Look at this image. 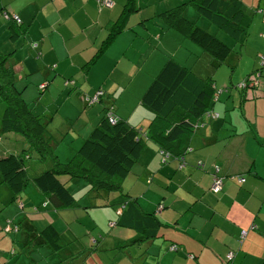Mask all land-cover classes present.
<instances>
[{
	"label": "crops",
	"instance_id": "obj_1",
	"mask_svg": "<svg viewBox=\"0 0 264 264\" xmlns=\"http://www.w3.org/2000/svg\"><path fill=\"white\" fill-rule=\"evenodd\" d=\"M112 1L113 8L102 9L95 0H2L1 4L19 15L26 29L25 36L14 42L22 44L17 49L20 59L15 60L18 76L26 77L32 87L50 82L46 93L50 97L57 90L68 91L64 86L67 79L75 80L80 91L88 95L103 90V101L115 106L120 121L144 130L153 115L142 106V97L169 58L173 57L202 78H213L216 69L214 61L189 39L164 30L162 24L152 23L160 22L159 16L179 6V1L144 0L147 8H151L144 17L142 0H136L138 12L130 16L128 29L86 72L84 65L96 55L110 25L128 3V0ZM241 1L252 10H264V0ZM256 15L259 18L256 21L254 15L252 26L258 43L254 49L259 55L264 54V15ZM187 16L196 14L191 11ZM149 33L156 36V47L150 44ZM33 43L42 52L40 59L31 49ZM174 47L177 52L173 51ZM180 49L185 50L186 58L179 56ZM194 56L206 60L204 72L190 66ZM252 68L254 71L256 66ZM242 78L243 75L231 81L238 85ZM238 92L245 121L237 112L225 110L227 114H220L214 121L206 120L191 137L193 152L186 156L184 169L178 170V162L174 160L163 164L155 155L149 164L144 160L140 175L127 183L136 189L135 193L126 195L136 200L144 213L154 214L161 205L164 208L156 214L164 227L154 242H144L145 246L138 243L126 249L124 245L129 240L125 239L133 236L131 232L138 233L110 226L121 217L124 211L120 209L129 198L115 204L107 201L109 195L98 193V198L80 199L83 208L56 211L50 204L45 206L47 199L36 186H30L25 192V208L21 210L12 203L11 192L0 181V264H29L22 246L33 235L32 231L42 230L47 223L57 229L66 243L76 245L74 252H63L64 259L70 258L66 264H86L89 258L94 264H223L229 251L236 253L235 264H264V85L260 86L258 96ZM75 107L83 109L80 100L65 109L79 113ZM92 112L97 114L95 121L102 120L99 109ZM63 114L72 117L65 111ZM91 118L81 119L63 134L67 140L60 150L62 158L71 157L81 147L86 139L82 135L92 129L87 130ZM80 123L86 127L79 129ZM199 161L204 163V171L197 169ZM214 167H219L225 177L223 191L217 193L211 189ZM137 178L144 183L136 181ZM242 178L245 182L239 183ZM86 186L83 182L71 183L70 189L79 199L86 193ZM8 219L19 223L20 232L12 235L4 232ZM252 226L256 229L249 231ZM109 228L114 229L108 232ZM243 230L249 233L244 243L239 244ZM106 231L115 233L111 239L118 241H107L100 236ZM158 240L161 241L156 244ZM172 245L178 246L177 252H171ZM56 257L52 253L49 264H57Z\"/></svg>",
	"mask_w": 264,
	"mask_h": 264
},
{
	"label": "trees",
	"instance_id": "obj_2",
	"mask_svg": "<svg viewBox=\"0 0 264 264\" xmlns=\"http://www.w3.org/2000/svg\"><path fill=\"white\" fill-rule=\"evenodd\" d=\"M95 1L101 9L105 8ZM1 2L0 16L6 23H0V27H5L10 35L7 42L18 48L17 42H14L25 36L26 29L19 15L3 7ZM188 7L195 8L199 18L209 22V28H203L196 20L187 18L185 12ZM258 10L248 8L241 0H189L162 14V18L169 29L179 32L198 46L205 56H210L216 70L224 65L234 70L235 66L229 65L228 60L233 52L240 60L241 51L250 36L252 15L258 14ZM137 12L136 0H128L119 18L110 25L107 38L96 55L84 65L86 72L106 53L117 37L128 29L130 16ZM212 26L216 27V34L210 32ZM226 36L236 44L239 51L225 42ZM31 49L39 51V46L33 43ZM15 52L16 49L5 54L0 50V103L6 106L0 123V181L11 192L12 203L21 210L25 208V192L30 186H36L47 199L45 206L50 204L56 211L73 210L83 208L80 199L85 197L93 199L98 198L100 193L121 191L123 181L130 175H140L144 160L149 164L155 155L163 164L177 161L178 170H182L187 165L186 156L193 152L191 137L206 124V120L219 119L210 115L224 91L219 89L212 77L198 76L173 57L167 60L142 97V106L153 115L144 130L127 121H120L115 106L103 101V90L93 95L85 94L72 79L64 82L68 91L60 92L61 97H64L61 112L56 115L51 114V111L41 113L37 101H49L51 97L46 93L50 90V82L32 87L26 77L23 79L18 76ZM263 56L259 54L260 62ZM263 70L264 65L261 64L258 70L248 74L241 91L252 96V91L257 90L256 80ZM249 84H252V90H249ZM44 92L45 95L41 97L40 93ZM98 93H102L98 100H91ZM78 100L83 105L81 110L75 107L79 113L72 114L65 109L75 105ZM99 106H102V110ZM95 109H99L102 115L99 122L95 121L97 114L92 112ZM63 111L72 114V117H65ZM89 116L92 117V124L87 130L92 129L82 135L86 139L81 147L73 151L71 157L62 158L60 150L67 140V135L63 134ZM28 161H35L38 166L33 175L30 174L34 170L33 163L27 165ZM204 168V163L199 161L197 169L204 171ZM214 169L212 186L219 176L225 180L221 169L219 173ZM242 180L245 182L242 178L238 180L239 183H243ZM78 182L87 185L86 193L79 199L78 194L70 189L71 183ZM162 210L146 214L136 200L129 198L120 209V212L124 211L121 217L110 223V226L134 230L141 236L127 242L124 245L126 249L138 243H152L158 238L160 228L164 227L156 215ZM15 223L8 219L4 232L9 235L20 232L19 223ZM43 227L42 230L32 231L33 235H29L22 246V251L26 249L28 262L32 260L29 257L31 252L49 247L53 254H61L57 264H66L70 258L64 259L63 252H74L72 250L76 245L74 242L66 243L53 225ZM254 229L256 226H252L249 231ZM244 231L247 234L242 236ZM249 231H241L239 244L244 243ZM170 250L177 252L178 246L172 245ZM230 253L231 259L228 257ZM235 258V251H229L223 264H235Z\"/></svg>",
	"mask_w": 264,
	"mask_h": 264
},
{
	"label": "rangeland",
	"instance_id": "obj_3",
	"mask_svg": "<svg viewBox=\"0 0 264 264\" xmlns=\"http://www.w3.org/2000/svg\"><path fill=\"white\" fill-rule=\"evenodd\" d=\"M177 1L180 2V4H179V6H180L181 4L186 3L189 0H177ZM141 5L143 6L144 17H146L147 11H150L151 8H147L146 2L144 0L141 1ZM191 11H192V13L196 14V16L188 17L187 14H188V12H191ZM258 14H262V13L258 12ZM185 15L190 20H196L197 21V19H198L197 22H198L199 26H201L203 28H209V22L207 20H205L204 18L200 19L195 8L188 7L186 12H185ZM262 15H264V14H262ZM255 16H257V15H255ZM253 17H254V15H252V18ZM258 18H259V15L256 17V21L258 20ZM159 20L161 23L160 22H153V21H152V23L162 24L164 30L166 29L168 31H173L177 36L182 35L177 31L169 29L166 22L164 21V19L161 16H159ZM0 23H3L1 18H0ZM4 23H6V22H4ZM210 32L213 34H216V27L212 26L210 29ZM249 32H250V36L248 38V42L246 43V46L241 51L240 60L237 59V55L235 54V52H233V54L230 56V58L228 60L229 65L235 66V69L231 70V68L228 65H224L221 68L216 70L214 77H213V79L215 80L219 89L224 91V94L221 97V101L216 103L212 112L217 113L219 115L220 114L221 115L227 114L225 112V110H227L228 113L237 112V115L239 117H241L243 121H245V120H244L243 109L240 106V99H239L240 94L238 91L242 90V84L246 78L245 74L248 75L251 71H253L252 66H256L254 71L258 70L261 67V62H260V58L258 57L259 56L258 52H256V49H254V47L258 46L257 41L254 39V26H252V25L250 26ZM9 36L10 35L8 34V32L3 30V26L0 27V50L2 53L10 54V51H13L14 49H16V52L14 55V60H19L20 59V55H19L20 50L17 51V49L22 47V44L17 43L16 47H18V48H15L12 43L7 42V37H9ZM149 40L151 41L150 44L152 45V47L157 46L158 42H157V38L155 35L149 33ZM224 40H225V42H227V44L230 47H233V49L235 51H239V49L235 47L236 44L228 36L224 37ZM196 47H198V46H196ZM184 49L186 50L185 47H184ZM184 49H180V51L178 53L179 56L182 58H186V57H184V54H185ZM173 51L177 52L176 47L173 48ZM36 52H37L36 53L37 58L40 59V57L42 56V52L41 51H36ZM158 52L161 54L163 53L162 50H160ZM256 55H258V56H256ZM208 57H210V56H208ZM189 62H190L189 64H191L190 66L193 68V70H195V71L200 70V71L204 72L203 70L206 66V60L205 59H201V58L194 56L192 58V60H190ZM138 72H141V70H138ZM27 74L28 73H25L24 75H27ZM133 74H135V73H133ZM242 75H243V78L241 79V83H239L238 85L236 84V81L235 82L233 80L231 81V78H234L235 80H237ZM256 83H257V90L252 91L253 92L252 96H254V95L258 96V93L260 92V86L264 85V70L262 71V74H260V77L256 80ZM223 84H226V85L224 86ZM232 84H234V86ZM249 85H250L249 90H252L251 89L252 84H249ZM40 95H41V97H43L45 95V92L40 93ZM63 99H64V97H61L60 90H57L56 96L51 97L49 99V101H43L42 103L37 101V103H39V110L38 111L41 113L51 111L52 112L51 114H54V113H55L54 115H56L57 113L59 114L61 112V109H62L61 107L63 104ZM250 106H251V104H249V108H250ZM5 108H6V106L4 104L0 103V123H1L4 111H5ZM99 108L102 110V106H99ZM85 127H86V124H84V125L82 124V126H81V123H80L79 129H82ZM31 163H33L32 165L34 166V170L32 172H30V174L33 175L34 172L37 171L38 166H36L37 164L35 161L34 162L28 161L27 165H29ZM132 179H133V176L130 175L128 178H126L123 181L121 191L111 192V193H103V194L110 196V198L107 201L110 200L113 203L115 202V204L127 201L126 194H128L130 192L135 193V189H136L135 186H133L131 188L129 186H127V183L132 181ZM125 181H127V182L125 183ZM136 181H138L140 183H144L142 180H140L138 178ZM145 185H146V183H145ZM138 187H140V184H138ZM105 200H106V197H104V201ZM104 201H102V202L103 203L107 202V201L106 202H104ZM97 202H99V201H97ZM47 225H48V223L46 225H44V227ZM113 229L114 228H109V229H107V231L109 232V231H112ZM107 231L101 233L100 236H102L104 239H107V241H108L109 239L112 238L113 235H115V233L107 234ZM131 233H133V236L129 237L128 239H125V240H129L132 242V241L136 240L137 238L138 239L141 238L138 234H135L134 232H131ZM94 236H96L97 239L100 238V237H97V235H94ZM69 240L72 241L71 239H69ZM114 240L118 241V239H115V238L111 239L112 242ZM65 241H66V239H65ZM160 241L161 240L156 241V244H158ZM145 245H146V243H143V246H145ZM132 246H134V245H132ZM47 248H49V247H44L43 249L38 250L34 253L31 252L32 253V260H29V263L30 264H34V263L35 264H49V260L52 256L53 250L51 248H50V250H47ZM60 257H61V254H57V257H56L57 262H60V259H61ZM86 264H94V260L92 258H89L88 261L86 262Z\"/></svg>",
	"mask_w": 264,
	"mask_h": 264
},
{
	"label": "built area",
	"instance_id": "obj_4",
	"mask_svg": "<svg viewBox=\"0 0 264 264\" xmlns=\"http://www.w3.org/2000/svg\"><path fill=\"white\" fill-rule=\"evenodd\" d=\"M98 2H100L101 4H102V6L103 7H105V8H113L114 7V5H115V3H114V1H112V0H97ZM258 12L259 13H262V14H264L263 12H264V10H258ZM261 64L262 65H264V56L261 58ZM244 87V83L242 84V88ZM102 93H98L97 95H95V97L93 98V99H91V100H93V101H95V100H98V98H99V96L101 95ZM210 116H212L213 118H219V114H217V113H213L212 115H210ZM216 168V172L217 173H219V171H220V169H219V167H215ZM224 179L221 177V176H219V177H217L216 178V180H215V182H214V184H213V186H212V191L213 192H220L221 190H222V186H223V183H224V181H223ZM244 180H242V182H243ZM163 209V207L162 206H160V208H159V210H162ZM247 234V232L246 231H244L243 233H242V236H245ZM228 257L231 259L232 258V254L230 253L229 255H228Z\"/></svg>",
	"mask_w": 264,
	"mask_h": 264
}]
</instances>
